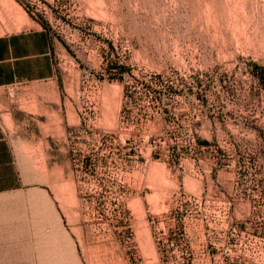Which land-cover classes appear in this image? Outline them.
<instances>
[{"label": "rangeland", "instance_id": "374dc122", "mask_svg": "<svg viewBox=\"0 0 264 264\" xmlns=\"http://www.w3.org/2000/svg\"><path fill=\"white\" fill-rule=\"evenodd\" d=\"M13 33L50 140L12 142L0 264H264V0H0Z\"/></svg>", "mask_w": 264, "mask_h": 264}, {"label": "crops", "instance_id": "0c3cea01", "mask_svg": "<svg viewBox=\"0 0 264 264\" xmlns=\"http://www.w3.org/2000/svg\"><path fill=\"white\" fill-rule=\"evenodd\" d=\"M28 37L31 36L16 33L0 35V105L3 106L0 116L2 114L9 116V127L0 117V192L11 188L1 183L4 178H13L14 174L20 171L17 168L12 142L50 140L48 134L47 137H41L39 129H35L34 125L40 123L37 117H34L31 112L17 114L8 105L4 90L11 85L23 84V87L27 88L25 93L32 94L33 82L50 80L53 76L49 59L45 58H42L45 70L41 74L39 57L43 54L34 51L30 44H25V39Z\"/></svg>", "mask_w": 264, "mask_h": 264}]
</instances>
